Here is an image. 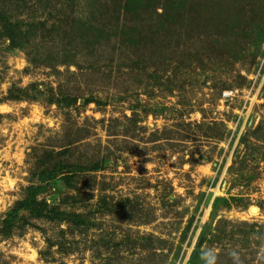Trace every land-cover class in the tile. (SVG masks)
Wrapping results in <instances>:
<instances>
[{"label": "rangeland", "instance_id": "1", "mask_svg": "<svg viewBox=\"0 0 264 264\" xmlns=\"http://www.w3.org/2000/svg\"><path fill=\"white\" fill-rule=\"evenodd\" d=\"M25 2L0 24V264H264V0Z\"/></svg>", "mask_w": 264, "mask_h": 264}, {"label": "trees", "instance_id": "2", "mask_svg": "<svg viewBox=\"0 0 264 264\" xmlns=\"http://www.w3.org/2000/svg\"><path fill=\"white\" fill-rule=\"evenodd\" d=\"M26 0H0V24L2 23L1 21H3L4 22V20L6 19V18H8L7 16H8V14H9V12L11 11L9 8H10V6L12 5V4H14V3H19V2H25ZM22 4V3H21ZM27 3L25 2V3H23L22 5L23 6H25ZM2 11V12H1ZM165 13H167V11L165 12ZM168 18L170 19V20H172L173 18H174V14L172 15V17L171 16H169L168 15ZM167 21V20H166ZM20 23V22H19ZM4 37V39H6L8 42H9V44L10 45H13V44H15V42H14V40H15V38H14V36H13V33H12V31H10V29H4V28H1V32H0V37ZM57 102H59V101H57ZM66 172V170L63 172V171H61L60 173L62 174V175H64V173ZM69 173V172H68ZM66 174H67V172H66ZM40 182H41V184H42V182H44V181H46V180H53L54 179V174L52 173V172H48V171H45L44 170V172H42L41 173V175H40ZM67 180H68V178L66 177V175H65V178L64 179H62V182H63V184L66 186V182H67ZM50 181V185H52L53 186V182H51ZM47 185V184H46ZM42 186L41 185V188H40V190L36 187V186H34V185H30L29 187H27L25 190V193H26V203H29L30 205H32L33 207H34V209L32 210V211H30L31 213L33 212L34 213V211L36 212V214L34 215V217H36L37 215H39L40 214V211L39 212H37V208H36V206H35V201H34V196L36 195V194H38V193H40V191H43V190H45V188L47 187V186ZM42 207V209L43 210H45L46 209V207H47V203H44V205L43 206H41ZM52 211H55L56 213L58 212L57 211V209H55V208H53V209H51ZM51 212V211H50ZM32 213V214H33ZM52 213H54V212H52ZM59 213V212H58ZM39 217H44V215H42V216H39ZM76 217L77 218H80V215H76ZM48 218H50V219H52L50 216L48 217ZM7 221H9L8 222V224H10L11 223V219H9V220H7ZM7 222L4 220L3 222H1V224L0 225H3V224H6Z\"/></svg>", "mask_w": 264, "mask_h": 264}]
</instances>
